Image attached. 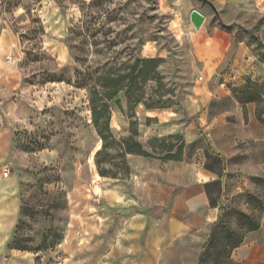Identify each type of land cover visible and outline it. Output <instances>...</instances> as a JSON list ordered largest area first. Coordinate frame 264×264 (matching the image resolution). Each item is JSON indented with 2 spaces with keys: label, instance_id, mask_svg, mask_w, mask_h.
I'll return each instance as SVG.
<instances>
[{
  "label": "rangeland",
  "instance_id": "1",
  "mask_svg": "<svg viewBox=\"0 0 264 264\" xmlns=\"http://www.w3.org/2000/svg\"><path fill=\"white\" fill-rule=\"evenodd\" d=\"M193 9L205 15L200 29ZM151 57L161 59L160 80L132 91L165 107L130 105L126 89L118 93L103 163L117 176L101 175L90 88L98 73ZM241 79L264 113V0H0V180L16 217L11 263L128 264L149 231L157 235L183 168L158 154H125L122 140L134 135L148 152L165 153L183 130L199 128L203 84ZM156 137L166 140L153 146ZM247 169L229 175L220 230L241 231L242 213L263 216L264 174ZM209 251L198 264H213L217 249Z\"/></svg>",
  "mask_w": 264,
  "mask_h": 264
},
{
  "label": "crops",
  "instance_id": "2",
  "mask_svg": "<svg viewBox=\"0 0 264 264\" xmlns=\"http://www.w3.org/2000/svg\"><path fill=\"white\" fill-rule=\"evenodd\" d=\"M245 84L244 79L234 81L232 87L214 80L203 84L199 128L182 131L183 160H171L183 168V173L173 182V205L150 229L157 235L149 231L148 243L140 253L126 259L128 264H164L166 260L198 264L229 196L230 173L239 165H247L252 168L246 170L249 175L264 174V120L256 103L258 97L250 95ZM238 155L243 156L245 163L234 162ZM239 181L245 188L250 178ZM1 182L3 179L0 180V264H12L7 255L11 252L9 243L16 217ZM236 183L234 187L239 188ZM263 232L264 212L260 228L247 232L243 244L232 252L234 264L264 263ZM172 248H176L177 254L170 257L167 252ZM188 249H192L193 255L188 254Z\"/></svg>",
  "mask_w": 264,
  "mask_h": 264
},
{
  "label": "trees",
  "instance_id": "3",
  "mask_svg": "<svg viewBox=\"0 0 264 264\" xmlns=\"http://www.w3.org/2000/svg\"><path fill=\"white\" fill-rule=\"evenodd\" d=\"M160 58H137L133 64L128 65V70H123L119 74L111 70L100 72L96 75L94 82L95 84L90 88V108L92 112V121L97 129L98 134L103 142L102 148L97 152V165L101 175L116 177V172H112L107 169L103 163L105 157L108 154V150L111 147L113 132L111 125L112 109L111 101L118 95V93L126 89L128 94V101L130 105H136L143 103L147 108L154 107H165L161 103H155L151 105L144 101L142 97L136 96L132 88L141 81L146 83L148 80H160V72L158 70ZM262 120H264V113H260ZM136 132V131H135ZM181 138V135L178 139ZM157 140L165 141V137H156L151 140L153 142ZM123 150L125 154L133 153L146 157H152L158 154L163 159L168 160H183V149L184 139L180 143H170L164 152H158L154 150V153L148 152L142 143L131 135L122 140ZM155 148V147H154ZM123 172L128 173L130 170L129 165L126 163L124 156ZM264 211V206L261 207V213ZM247 219L248 223L239 229L225 228L219 229L218 221L213 225L211 235L204 245L202 253L200 255V261H206V257L209 256L211 251L209 248L215 247L217 249V255L212 259L213 264H234L232 260V252L234 249L243 244L246 233L252 230H257L261 226L260 216L255 218L254 213H242ZM12 241H10L11 247Z\"/></svg>",
  "mask_w": 264,
  "mask_h": 264
},
{
  "label": "water",
  "instance_id": "4",
  "mask_svg": "<svg viewBox=\"0 0 264 264\" xmlns=\"http://www.w3.org/2000/svg\"><path fill=\"white\" fill-rule=\"evenodd\" d=\"M190 19L193 25L197 29H200L205 21V15L202 12H200L198 9H193L190 15Z\"/></svg>",
  "mask_w": 264,
  "mask_h": 264
},
{
  "label": "built area",
  "instance_id": "5",
  "mask_svg": "<svg viewBox=\"0 0 264 264\" xmlns=\"http://www.w3.org/2000/svg\"><path fill=\"white\" fill-rule=\"evenodd\" d=\"M9 175V171H4V176H8Z\"/></svg>",
  "mask_w": 264,
  "mask_h": 264
}]
</instances>
